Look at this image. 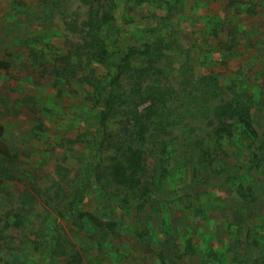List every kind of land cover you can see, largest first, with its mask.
Returning <instances> with one entry per match:
<instances>
[{
  "label": "rangeland",
  "instance_id": "1",
  "mask_svg": "<svg viewBox=\"0 0 264 264\" xmlns=\"http://www.w3.org/2000/svg\"><path fill=\"white\" fill-rule=\"evenodd\" d=\"M140 1L0 0V264H264V152L207 194L181 189L247 163L228 103L264 132V0ZM152 88L165 104L128 141ZM127 144L134 188L110 174Z\"/></svg>",
  "mask_w": 264,
  "mask_h": 264
},
{
  "label": "trees",
  "instance_id": "2",
  "mask_svg": "<svg viewBox=\"0 0 264 264\" xmlns=\"http://www.w3.org/2000/svg\"><path fill=\"white\" fill-rule=\"evenodd\" d=\"M145 0H141L140 3H144ZM107 54V50L104 48L98 52V55L102 56ZM128 58H130V53H123L121 58L117 59L113 66H110L108 71L106 72L105 76L109 79L110 86L114 87L117 84L115 82L123 73V69L126 68V65L129 64ZM10 68V64L8 62H4L0 60V73L1 71H7ZM99 86L97 85L95 91L97 94H100ZM155 89L152 88L151 90H144L140 94L139 103H145L149 101V106H147L144 112H139L134 105L133 108L130 110L131 113V120H132V131H128L129 136L131 137L128 141H133L134 139L143 140L145 138V134L148 132V126L143 122L144 118L149 119L153 114L156 113L155 109L157 105L164 106L165 99L163 98L160 92H154ZM158 95V98H156ZM145 97V98H143ZM231 105L228 103L225 107L224 111L225 114L222 112L219 114V117H224L225 119H236L239 123V128H241V133L244 135V138L247 140V163L246 164H234L227 169H221L219 171H215L210 173V175L206 176L205 178L192 182L181 189L186 194H193V195H201L207 194L214 189L221 181L229 182L237 179L241 176L245 171L253 168H260L263 165V152H264V132L257 131L252 122L250 120V115L247 112L242 110L241 114L238 113L237 106L230 107ZM224 115V116H223ZM104 121V118H102ZM223 128H219L218 131L224 133L225 136H231L232 130L231 125H223ZM136 129V130H135ZM3 134V128L0 127V136ZM136 138H133L135 137ZM129 138V137H128ZM0 155L4 158L11 157L10 152L8 151L7 147L0 142ZM142 161H143V153L130 145L127 144L126 148V156L125 160H114L113 166H111L110 174L113 178H115L120 184L128 186V187H137L140 183L139 178L137 177L139 172L142 168ZM222 177V178H221ZM93 187V186H90ZM103 191V190H102ZM170 192V191H169ZM162 193H166L167 191H162ZM171 193H175V191H171ZM87 195V194H86ZM102 199H107L104 196V193L101 194ZM146 196V195H145ZM144 196V197H145ZM89 220L93 223L97 224L98 227H102L103 225L101 222L97 221L92 215L86 214ZM82 217V214L80 215ZM107 229L111 230L113 225L110 223H105Z\"/></svg>",
  "mask_w": 264,
  "mask_h": 264
},
{
  "label": "crops",
  "instance_id": "3",
  "mask_svg": "<svg viewBox=\"0 0 264 264\" xmlns=\"http://www.w3.org/2000/svg\"><path fill=\"white\" fill-rule=\"evenodd\" d=\"M0 60H1V59H0ZM1 61H4V60H1ZM4 62H8V63L10 64V66H11V63H10L9 61H4ZM9 69H10V68H9ZM9 69H8V70H9ZM8 70H7V71H8ZM7 71H1L0 75H1L3 72H7Z\"/></svg>",
  "mask_w": 264,
  "mask_h": 264
}]
</instances>
